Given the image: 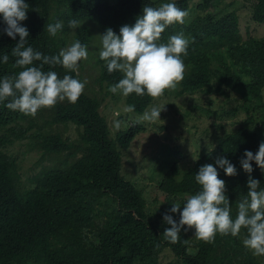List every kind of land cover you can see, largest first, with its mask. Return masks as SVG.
Returning a JSON list of instances; mask_svg holds the SVG:
<instances>
[{"label": "trees", "instance_id": "obj_1", "mask_svg": "<svg viewBox=\"0 0 264 264\" xmlns=\"http://www.w3.org/2000/svg\"><path fill=\"white\" fill-rule=\"evenodd\" d=\"M213 1L202 0L197 9H210ZM26 2L27 19L21 23L29 29L28 42L46 55L58 53L60 43L65 41L62 37L53 38L45 29L47 23L57 21L56 7L64 20L61 32H71L70 19H91L117 34L124 24L135 23L145 4L158 7L153 0ZM175 3L187 12L190 0ZM252 16L257 22L264 21V0H256ZM3 26L0 21V28ZM181 32L189 39V46L183 57L185 68L179 92L225 93L227 88L233 106L254 113L260 110L264 125V37L243 40L236 10L218 18L211 13L199 14L192 24L184 18L183 24L173 23L165 28L161 42ZM71 35L83 41L88 29ZM15 44L12 38L0 34V54H9L8 63L0 64V76L21 70L10 54ZM44 70H49V66L45 65ZM53 70L60 77L77 76L59 65ZM99 78L100 83L106 80L114 84L121 73H108L103 64ZM163 94H168V89ZM155 98L132 93L127 103L144 113ZM193 105L203 112L199 104ZM233 106L229 109L232 115ZM99 108V99L83 91L75 103L60 101L40 108L35 116L0 104V264H160V256L167 250L181 264H264V256L253 255L243 245L244 229L236 237L217 233L210 242L197 239L194 229H182L178 242L165 240L162 233L171 226L163 221L162 210L155 213L142 190L123 174L121 149L128 147L135 131L120 129L113 139ZM249 121L254 124L250 130H223L217 145L201 152L189 166L173 162L160 180L159 189L168 197L183 199L192 195L200 189L194 179L200 166L214 164L217 158L226 156L236 165L237 174L225 175L223 169H218V173L225 181L234 216L236 202L247 195L249 175L259 179L264 188V172L255 162L251 174L240 164L245 149L255 153L264 141L258 132L259 122L251 118ZM67 123L83 127L82 134L71 140L57 131V125ZM33 129L34 134H27ZM27 137H34L35 146L57 162L33 175V184L24 187L17 157L9 147ZM179 198L175 202H181ZM170 214L179 220V213Z\"/></svg>", "mask_w": 264, "mask_h": 264}, {"label": "clouds", "instance_id": "obj_2", "mask_svg": "<svg viewBox=\"0 0 264 264\" xmlns=\"http://www.w3.org/2000/svg\"><path fill=\"white\" fill-rule=\"evenodd\" d=\"M153 1L158 7L145 4L135 23L124 24L118 34L111 27L104 28L99 22L91 19L80 21L70 19L68 25L71 32H61L64 20L61 19L62 13L56 7L57 21L47 23L45 29L53 38L62 37L65 41L60 43L58 53L46 55L29 44V29L21 23L27 19L29 5L26 0H0V21L4 25L0 28V34H6L16 41L10 54L15 57V66L21 69L13 75L0 76V104H4L10 110L35 116L40 108L54 106L60 101L75 103L83 91L88 96L99 99V110L102 112V98L105 95L103 83L106 82L109 85L110 96L118 92L126 96L128 111L143 114L142 120L145 122L161 120L160 114L164 108L153 106L148 109L151 103L148 110L140 113L127 103V97L132 93L138 96L146 94L159 97L165 89L175 88L177 82L183 79L185 68L183 57L188 54L189 39L181 32L170 35L166 42H161V34L168 25L183 24L188 11L177 7L175 0H166L167 2L161 4L157 0ZM110 2L115 3L111 0ZM61 8L62 6H59V9ZM204 10L202 12H206ZM84 28L88 29V35H85L83 41L71 35ZM92 59L98 65L99 72L105 64L108 73L119 72L121 78L114 84H109L106 80L100 83L99 73L96 81L100 90L93 89L90 95L86 86L87 81L80 69L82 64ZM8 61L9 54H0V64H6ZM45 65L49 66V70H44ZM57 65L70 72H76L77 76L65 74L60 77L53 70ZM106 119L108 121L107 116ZM67 124L77 127L78 136L82 134L83 127L74 123ZM110 129L113 139L120 129L135 131V136L128 147L121 149L124 163L125 153L142 129L138 128L137 124L128 128L122 127L114 133L112 127ZM253 161L264 172V141L259 144L255 153L245 149L240 158L243 170L249 174L253 172ZM218 169H223L225 175L237 174L236 165L226 156L217 158L214 164L206 163L200 166L194 176L195 182L200 186L199 191L185 197L182 203L174 202L163 214V221L171 226L164 229L162 233L164 239L176 243L182 229L184 231L194 229V236L197 239L210 242L217 233L236 237L244 229L243 245L251 250L253 255L264 256V188L260 187V180L249 175L247 195L236 202L233 216L225 181L219 177ZM123 174L126 176L124 172ZM169 213H179V220L174 219Z\"/></svg>", "mask_w": 264, "mask_h": 264}, {"label": "rangeland", "instance_id": "obj_3", "mask_svg": "<svg viewBox=\"0 0 264 264\" xmlns=\"http://www.w3.org/2000/svg\"><path fill=\"white\" fill-rule=\"evenodd\" d=\"M111 1L115 2V0ZM157 1L159 4L167 2L166 0ZM200 2L201 0H190L185 18L186 23L192 24L193 19L206 12L218 18L236 10L243 40L264 37V21L257 22L252 17L256 0H215L212 9H205L206 12L197 9V4ZM80 72L87 81L86 86L90 91L88 94L92 95L93 89L100 90L99 83L96 81L100 72L95 60L92 59L82 64ZM103 86L105 95L102 98V112L107 116L113 133L133 124H137L138 128L142 129L125 153L123 172L127 179L142 190L149 207L155 213L161 209L164 214L179 198L168 197L159 189L160 180L173 162L178 161L184 167L189 166L201 152L209 151L217 145L218 137L223 130L234 133L240 128L252 129L254 124L249 121L250 118L259 122L258 132L264 136L260 110L254 113L250 109L246 110L238 105L233 106V102L226 94L229 92L227 88L225 93L218 91L217 93L211 92V94L188 92L181 94L179 81L175 88L168 89V94L156 97L148 108L153 106L164 108L160 114L161 120L145 122L142 120L143 114L131 113L127 110L126 96L119 92L110 96L109 85L104 82ZM193 104H199L203 112L196 109ZM232 106L235 108L234 115L229 112ZM214 111H218L217 115ZM221 112L224 113L221 114ZM27 126L24 125V127ZM56 128L71 140L78 136V129L74 125L60 124ZM34 133V129L27 132V134ZM35 143L34 137H27L16 141L13 146L9 147L12 154L17 157L16 162L19 165L24 187L33 184L31 182L33 175L39 174L41 169L45 170L54 166L57 162L55 157L45 155L41 148L35 146ZM183 199H180L179 203H182ZM159 262L160 264H181L179 259H176L168 250L162 253Z\"/></svg>", "mask_w": 264, "mask_h": 264}]
</instances>
